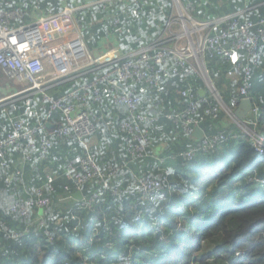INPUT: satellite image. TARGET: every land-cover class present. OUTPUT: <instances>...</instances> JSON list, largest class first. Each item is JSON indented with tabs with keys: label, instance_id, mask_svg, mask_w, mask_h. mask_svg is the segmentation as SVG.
<instances>
[{
	"label": "trees",
	"instance_id": "16d2710c",
	"mask_svg": "<svg viewBox=\"0 0 264 264\" xmlns=\"http://www.w3.org/2000/svg\"><path fill=\"white\" fill-rule=\"evenodd\" d=\"M68 1L71 6L74 5L72 0H4L3 6L8 10L20 7L25 12V16L17 20L20 24L31 22L30 16L41 6L50 7L48 13L58 12ZM81 1L90 5L82 9L89 19L95 17L98 21L102 16L107 18V14H114V22H123V28L137 36V43L133 46L120 44L126 50L153 43L158 39H155L157 32L163 34L173 15L171 0H142L136 5L120 2L111 5L103 0ZM184 2L194 3L192 13L196 20L199 17L229 16L244 9L254 21L264 18V0ZM78 19L81 22V15ZM91 34L92 31L85 33L86 40ZM114 35L120 37V33ZM98 42L103 45V37H98ZM243 52L245 57L241 64L245 65L248 59L245 50ZM258 55V63L253 65L250 94L259 114L247 118L257 120V129L264 134V40L259 44ZM207 61L224 101L230 102L237 95L239 78L228 77L227 71L231 67L228 61L219 57H209ZM113 72V66L103 67L52 86L48 93L57 99L103 74ZM0 74L5 77L1 67ZM183 77L189 78L183 80ZM201 84L200 76L191 66L181 68L166 78L160 90H154L144 82L123 84L124 89H137L139 110L155 118L153 122L142 123L153 141L151 152L149 156L136 160L127 150L130 138L120 130L121 123L130 119L129 108L107 97L101 103L91 102L97 126L95 136L102 141L100 145L90 146L89 152L103 169L120 167L112 178L104 181L94 179L83 187L82 193L86 197L95 191L100 193L92 209H82L81 201L64 198L65 187L73 186L62 175L66 165L71 161L78 163L86 154L84 146L74 136L54 139L46 159L35 152L36 159L27 161L24 152L16 149L9 151L5 158L0 156V227L3 229L0 264H264V157L256 153L253 141L233 137V134L239 133L236 124L233 125L234 130H224L225 114L221 112L218 119L208 118L201 127L209 134H227V141L219 145L215 152L209 155L202 153L190 163L179 156V153L194 146L199 137L195 132L187 133L167 115L186 108L187 99L179 94L181 91L197 90L196 95L200 98L198 87ZM31 110H36L38 114H30ZM23 114L29 115L30 127L46 120L47 110L39 95L27 93L0 106V139L13 130L10 117ZM64 121L61 111L55 112L50 119L51 123L59 125ZM109 122L114 127L113 133L103 143V126ZM208 126L212 130H208ZM44 134L43 130L38 133V146ZM109 134L107 132L106 135ZM161 138L176 141L155 157L153 149ZM123 143H126L124 149L121 147ZM173 152L176 154L174 158L179 160L175 167L180 166L181 170L173 163L174 168H170L172 157L168 154ZM3 161L10 165L11 173L20 170V173L14 174L10 184L6 182ZM196 163H200V168L195 173L186 169ZM147 177L161 180V185L145 194L139 180ZM211 181H215V186L208 185ZM116 187L122 190L121 194L113 193ZM38 188L51 198V205L42 211V215L37 209H33L28 218L11 212L16 202L35 197ZM205 190L209 191L202 199L200 195ZM219 194L232 197L233 201L215 207ZM187 197L192 198V204L186 202ZM183 199L185 203L179 206ZM190 208L199 213V220H190L192 215L189 212L188 215L184 213L182 218L181 213ZM174 211L177 212L176 218L172 215ZM27 227L29 231L25 232ZM13 232L24 234L15 237Z\"/></svg>",
	"mask_w": 264,
	"mask_h": 264
},
{
	"label": "built area",
	"instance_id": "2783aa9c",
	"mask_svg": "<svg viewBox=\"0 0 264 264\" xmlns=\"http://www.w3.org/2000/svg\"><path fill=\"white\" fill-rule=\"evenodd\" d=\"M103 1L136 5L142 0ZM171 1L177 17L174 21L170 19L163 32L166 35L149 45L130 50L120 44L106 46L95 55L78 19V10L90 5L77 7L66 2L61 11L42 14L29 23L14 25V22L25 16V12L20 7L5 9L4 0H0V67L10 80L22 84V88H18L13 94L0 95V106L14 97L29 93L39 95L40 102L47 110L46 120L35 127L29 126V115L11 116L13 130L0 139V156L5 158L9 151L16 149L24 152V159L27 161L36 159L35 152L40 158L46 159L54 139L74 136L86 150L78 163L69 162L62 174L73 183V186L65 187L64 198H74L72 194L82 191L87 183L94 179L108 180L120 168L103 169L89 152V141L97 132L91 102L101 103L109 96L114 103L129 108L130 119L121 123L120 130L130 138L127 150L131 158L142 159L149 156L153 146L149 132L143 129L142 123L153 122L155 118L139 110L137 89H124L123 84L130 81L144 82L150 88L160 90L166 78L188 66L195 68L203 78L208 94L199 98L197 90L181 91L180 95L187 99V106L183 111L169 113L168 119L181 125L187 133L198 134L197 129L203 130L201 126L206 119H218L222 112L238 126L239 133L233 134V137L251 139L256 153L264 156V134L257 129V120L247 117L239 120L236 116L240 103L245 99L252 100L250 89L253 85V65L258 63L259 44L264 40V18L254 21L243 10L203 25L193 16V2ZM174 24L180 25V29L171 34ZM206 27L207 32H203L202 29ZM244 50L248 63L242 65ZM209 57L228 61L231 65L227 71L228 77L240 80L237 95L228 103L224 101L208 68ZM109 66L114 67L113 73L103 74L60 98L56 99L48 93L52 86ZM57 111H61L65 119L61 125L50 122ZM33 112L38 114L36 110L29 113ZM254 114L258 115L259 110L253 104L251 115ZM50 123L52 127L48 126ZM41 130L45 134L38 146L37 135ZM228 138L225 133L209 134L203 130L195 145L179 153V156L190 163L202 153L209 155L215 152ZM3 166L6 169V182L10 184L14 174L20 173V170L11 173L10 165L4 161ZM139 184L146 194L157 190L161 180L141 178ZM113 193L121 194L122 190L116 187ZM99 197L100 193L97 191L84 196L80 200L81 208L92 209ZM50 205L51 198L45 195L43 189L38 188L35 197L16 202L11 207V212L28 218L33 209L44 210ZM38 220L44 224L43 220ZM27 231L29 227L25 229ZM2 232L0 227V236ZM45 233L49 234V231L45 230ZM23 234L13 232L15 237Z\"/></svg>",
	"mask_w": 264,
	"mask_h": 264
},
{
	"label": "rangeland",
	"instance_id": "374dc122",
	"mask_svg": "<svg viewBox=\"0 0 264 264\" xmlns=\"http://www.w3.org/2000/svg\"><path fill=\"white\" fill-rule=\"evenodd\" d=\"M79 2V4H78ZM82 1L77 0L74 1L72 0V3L74 4L73 6H77V7H85L86 4L81 3ZM69 5H72L69 3ZM89 4V3H88ZM114 5V4H111ZM173 9V7H172ZM42 10V11H41ZM51 11L50 7H43L41 6L40 11H34V15L38 16L39 14H41L40 12H42L43 14H47L48 12ZM86 12H84L83 10H78V16L81 15V22L80 25L82 27V29L84 30L85 33H87V31H92L91 37L87 39V42L89 43L90 47L93 48V51L95 53V55H97V53L102 52L104 49L103 47L105 46H112L116 43H122V44H131L133 46V43L136 42L137 36H135L133 33H131L130 31H127L126 29L123 28V22L118 24V22H114L115 19V15L114 14H110L109 16L114 15L112 18H109L108 14H107V18L102 16L101 18H99L98 21H95V17H92L93 20L89 19L86 15ZM126 17V16H125ZM177 17V12L173 9V15L171 20H176L175 18ZM98 23V24H96ZM126 27V26H125ZM169 28V27H168ZM125 30V32H123ZM120 33V37H116L114 34H119ZM158 34L155 35V39L158 37H162L166 34H161L160 32H157ZM167 33H169V31L167 30ZM175 30L174 28L171 29V34H174ZM103 37V42L101 44H103V46H100L98 41V37ZM137 43V42H136ZM139 44V43H138ZM137 44V45H138ZM142 45V44H141ZM128 46V45H126ZM102 49V50H101ZM15 84L20 87L19 83L15 82L14 80H8L7 78H5L2 74H0V95H6L9 93L13 92V88L15 87ZM208 185H212L215 186V181H211ZM209 190H205L201 193L200 197L205 198V192L208 193ZM201 199V200H202ZM192 198L191 197H187L186 202L191 203ZM230 201H233V198H227V195H218L217 196V200H215L216 204L215 207H218L220 205L226 204ZM202 202V201H201ZM192 204V203H191ZM188 212L191 213L190 215H192V217L190 218V220H199V213H194L192 211V209H188L185 212L183 211L181 213L182 218H184V213L186 215H188ZM181 218V217H180ZM179 244V243H178Z\"/></svg>",
	"mask_w": 264,
	"mask_h": 264
},
{
	"label": "crops",
	"instance_id": "0c3cea01",
	"mask_svg": "<svg viewBox=\"0 0 264 264\" xmlns=\"http://www.w3.org/2000/svg\"><path fill=\"white\" fill-rule=\"evenodd\" d=\"M172 2V1H171ZM171 6V5H170ZM170 9H171V7H170ZM244 10H246V9H244ZM40 11V10H39ZM42 11V10H41ZM171 11L173 12V9H171ZM240 11H243V10H240ZM240 11H238V12H240ZM172 12H170V14L172 13ZM41 14H39V15H42L43 13L42 12H40ZM237 13V12H236ZM46 14V13H45ZM234 14V13H233ZM38 15V16H39ZM38 16H36V15H32V16H30V18H31V20L32 21H34ZM170 17H171V15H170ZM217 18H221V17H212V18H206V19H204L203 17H199V18H197V22H199L200 24H203V25H206L207 23H209V22H211V21H213V20H215V19H217ZM30 22V21H29ZM24 23H26V22H24ZM24 23H20V24H24ZM14 25H18L17 24V21L16 22H14ZM166 28V27H165ZM173 28H174V30H177V31H179V29H180V25H176V24H174L173 25ZM165 30V29H164ZM207 30H208V28L206 27V28H203L202 29V31L203 32H207ZM164 32V31H163ZM120 44V43H119ZM100 46H103V45H100ZM128 48H130L129 46H128ZM103 49H105V46L103 47ZM130 49H133V48H130ZM102 50V49H101ZM197 72V71H196ZM4 73V72H3ZM198 73V72H197ZM5 75V74H4ZM199 75V74H198ZM200 76V75H199ZM5 77L8 79V80H10L6 75H5ZM189 77H186V78H184L183 77V80H186V79H188ZM215 80V79H214ZM200 81H201V86L200 87H198V90H199V94L202 96V95H205V94H208V88H207V86H206V84H205V82H204V80H203V78L200 76ZM15 87L16 88H13V92L12 93H9V94H6V95H11V94H13L14 92H16L17 90H18V88H20V87H18L16 84H15ZM180 94V93H179ZM107 98H109V96H107ZM239 108V107H238ZM237 108V109H238ZM224 121H225V124H226V126H225V128H224V130H226V131H230V130H234V127H233V125H235V123L233 122V120H230V118L229 117H227L226 115H225V117H224ZM108 124V125H107ZM106 125H104L103 126V130H104V133H105V136H104V139H103V143H105L106 141H108L109 140V137L111 136V133H113L112 132V130L114 129V127L113 126H111L110 124V122L109 123H107ZM208 130H212V128H210L209 126L208 127H206ZM202 130V129H201ZM107 132H110V134L109 135H106L107 134ZM197 132V131H196ZM200 132V131H199ZM202 132H203V130H202ZM174 138H176V137H174ZM183 138V140H185L186 138H185V136L184 137H182ZM101 139L100 138H98L97 136H94V137H92L91 139H90V145L91 146H93V145H100L101 144ZM176 141V139H169V138H161V139H159V140H157L156 141V143H155V148L153 149V153L155 154V157L156 156H159L160 154H162L163 152H165L166 150H167V148L170 146V145H173V143ZM122 146V148L124 149V147L126 146V143L124 144H121ZM159 150V152L157 153V151ZM111 151L113 152V149H111ZM123 151V150H122ZM114 153H116L115 151H114ZM175 152H173V154L171 153V154H168V155H171L170 156V158L172 159V160H170L169 161V164L171 163V165H170V168H174L176 165V163L179 161H177L175 158H174V156L176 155V154H174ZM164 154H166V153H164ZM167 155V156H168ZM167 156H165V157H167ZM166 159H168V158H166ZM207 159H209V158H207ZM169 160V159H168ZM204 160V159H203ZM171 161H173V162H171ZM172 163L174 164V167H173V165H172ZM178 164V163H177ZM172 166V167H171ZM175 168H178L179 170H181V168L182 167H180V166H178V167H175ZM200 168V163H196L195 165H193V166H191L190 168H186L187 170H191L193 173H195L196 171H198V169ZM192 175V174H191ZM191 175H190V177H191ZM193 176V175H192ZM75 199V198H74ZM185 203V200L183 199L181 202H180V205L179 206H181V205H183ZM186 210V209H185ZM43 213H42V211L40 210V215H42ZM178 214H180V212L178 213ZM172 215H174L175 216V218L177 217V212L176 211H174L173 213H172ZM165 220V219H164ZM165 221H167V220H165Z\"/></svg>",
	"mask_w": 264,
	"mask_h": 264
},
{
	"label": "water",
	"instance_id": "95a60500",
	"mask_svg": "<svg viewBox=\"0 0 264 264\" xmlns=\"http://www.w3.org/2000/svg\"><path fill=\"white\" fill-rule=\"evenodd\" d=\"M252 107H253V101L251 99H245V100H243L240 103L239 108L236 110V116H237V118L239 120H242L245 117L251 115L252 114ZM48 126L49 127H52V124H49ZM197 131H198L197 136L200 137L203 134V132H202L201 129H197ZM72 195L78 201L79 200H83V198H84V195H83L82 191H76ZM41 211H43V210H41Z\"/></svg>",
	"mask_w": 264,
	"mask_h": 264
},
{
	"label": "clouds",
	"instance_id": "9594fccd",
	"mask_svg": "<svg viewBox=\"0 0 264 264\" xmlns=\"http://www.w3.org/2000/svg\"><path fill=\"white\" fill-rule=\"evenodd\" d=\"M260 157H264V156H261V155H259ZM264 180H262V182H263ZM264 184V183H263ZM263 190H264V188H263ZM80 201V200H79ZM238 254H239V252H238Z\"/></svg>",
	"mask_w": 264,
	"mask_h": 264
}]
</instances>
